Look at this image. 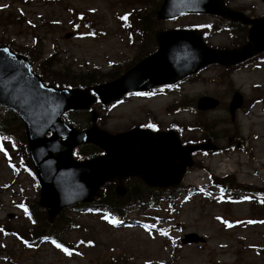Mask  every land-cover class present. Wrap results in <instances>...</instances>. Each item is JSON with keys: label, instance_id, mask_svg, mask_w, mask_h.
Returning a JSON list of instances; mask_svg holds the SVG:
<instances>
[{"label": "rangeland", "instance_id": "rangeland-1", "mask_svg": "<svg viewBox=\"0 0 264 264\" xmlns=\"http://www.w3.org/2000/svg\"><path fill=\"white\" fill-rule=\"evenodd\" d=\"M159 2L0 0V44L27 54L34 69L50 59L49 68L42 71L53 80H74L88 72H98L105 78L116 70L122 73L127 63L153 49L150 28L147 34L137 33L134 29L139 25L131 18L134 24L127 29L129 17H124L133 9L153 12ZM226 2L250 14L264 15L262 0ZM213 20L211 15H186L151 26L169 29L205 25ZM240 37L234 30H222L208 33L206 41L220 47ZM185 81L173 90L131 94L106 109L95 104L98 124L109 132L146 125L147 121L163 129L172 124L190 126L192 131L184 133V140H196L201 132L193 129L195 122H207L205 129L215 133L222 150L193 156L194 167L171 194V203L162 202L157 210L135 206L126 212L123 222L114 224L101 214L64 209L61 219L45 233H56L70 254L43 237H32L27 245L22 240L33 226L20 207L33 204L37 220L43 216L36 205L39 186L28 172H16L12 167L23 148L0 142L7 153L0 151V264H264V219L252 220L264 216V108L257 101L264 97V69L242 67L229 75L209 66ZM234 89L245 101L230 124L226 103ZM202 94L221 100L219 107L206 116L175 102L177 98L181 103L194 102ZM178 106L181 111L174 113ZM86 116L83 112L72 115L80 127L87 125ZM227 174L233 184L257 190L261 196L255 193L247 200L228 203L215 188L188 191L189 186L205 184L210 175ZM190 232L202 236L204 242L182 244L180 238Z\"/></svg>", "mask_w": 264, "mask_h": 264}, {"label": "water", "instance_id": "water-1", "mask_svg": "<svg viewBox=\"0 0 264 264\" xmlns=\"http://www.w3.org/2000/svg\"><path fill=\"white\" fill-rule=\"evenodd\" d=\"M184 12L214 13L249 25L247 41L232 49H214L196 30H157V48L152 54L107 83L72 89L45 85L31 71L25 56L0 46V104L14 111L25 126L29 154L41 186L39 205L46 208L49 220L63 206L91 201L105 181L115 182L121 195L125 192L122 179L133 175L153 190L176 187L186 167L192 165L190 153L215 148L209 142L181 146L177 132L172 130L152 132L134 127L110 134L94 123L95 111L91 112L92 125L85 130L67 126L60 118L65 110L89 108L95 101L89 89L107 104L128 91L171 84L211 63L228 67L264 49V17H247L225 6L224 0H162L155 18L167 19ZM217 103L212 97L202 96L197 107L204 110ZM241 103V95L235 92L229 106L232 116ZM47 131L51 135L45 136ZM85 142L95 143L103 154L83 161L73 159L72 149ZM197 241L202 238L194 233L183 239L185 243Z\"/></svg>", "mask_w": 264, "mask_h": 264}, {"label": "trees", "instance_id": "trees-1", "mask_svg": "<svg viewBox=\"0 0 264 264\" xmlns=\"http://www.w3.org/2000/svg\"><path fill=\"white\" fill-rule=\"evenodd\" d=\"M134 18H135V21H137L139 25L138 26L139 29L135 28L134 31H136L137 33L147 34L148 28H150L148 34L150 36V40L153 43L152 33L154 29L152 28L151 25L156 24L157 22L153 19L152 12L149 11L146 13H141V12L137 13L134 16ZM49 62H50V59L45 60L40 65L41 68L42 69L44 67L49 68L50 66ZM37 72L42 76L44 80H46V82L51 83L55 86H61V85L84 86V85L95 84V83L102 81L103 76H104L102 74H98V72H88V73H85L83 76L77 77L74 80L59 81V80H53V79L48 78L40 70H37ZM80 112L81 111L79 112L70 111L67 113L68 114H78ZM86 117L88 121L89 119L88 115ZM13 132L17 134V138L22 142V144H25L22 124L20 120L18 119V117L15 114L9 111H6V110H2L0 108V135H2L3 137H8L7 140H9ZM99 152L100 150L93 145H90V146L85 145L84 147H80L75 150V154L79 158H84L86 156L88 157V156H91L92 154H98ZM26 160L28 162V165H30L29 159L26 158ZM104 189L105 191L103 195L100 197V199L98 200L97 205L103 206V208L105 209L108 215H117L118 217H121V214H122L121 208L132 204V202H137L139 204H146V206L151 207V208H158L159 203L161 201V197L164 194V193L161 194V193H156V192L147 190L138 182H135L134 184H132L131 182V186H129L127 193L123 197H117L114 194L113 185L111 184L105 185ZM56 220H60V217L58 216ZM57 222L58 221H55V223ZM42 223H43L42 225H44L45 227L41 226V223H40L39 229L34 231L35 234H40L42 232H45L46 230H49L52 227L51 225H53V224H49L48 222H46L44 216H42Z\"/></svg>", "mask_w": 264, "mask_h": 264}, {"label": "snow or ice", "instance_id": "snow-or-ice-1", "mask_svg": "<svg viewBox=\"0 0 264 264\" xmlns=\"http://www.w3.org/2000/svg\"><path fill=\"white\" fill-rule=\"evenodd\" d=\"M5 51H7V49H5ZM150 94H151V93H144L143 95H150ZM149 127H155V125H149ZM5 139H8V137H2V136H0V140H5ZM0 151H5V154H7V153H6V150L3 148L2 145H0ZM25 211H27V209H25ZM103 218H104L105 220H108V219H109L108 216H104ZM111 222L115 224V223H117L118 221H116L115 219H112ZM225 223H227V221H225ZM250 223H251V221H250ZM25 243H27V241H25ZM89 243H91V241H89ZM53 244H55V246H56L57 248L61 249V250H62L63 252H65L66 254H70V250H69V248L64 247L62 244L57 243L55 240L53 241Z\"/></svg>", "mask_w": 264, "mask_h": 264}]
</instances>
